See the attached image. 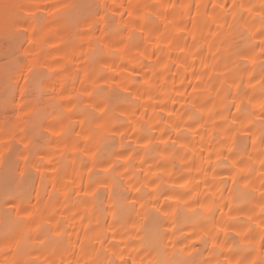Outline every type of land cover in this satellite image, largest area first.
<instances>
[{"label": "bare ground", "instance_id": "bare-ground-1", "mask_svg": "<svg viewBox=\"0 0 264 264\" xmlns=\"http://www.w3.org/2000/svg\"><path fill=\"white\" fill-rule=\"evenodd\" d=\"M0 264H264V0H0Z\"/></svg>", "mask_w": 264, "mask_h": 264}]
</instances>
